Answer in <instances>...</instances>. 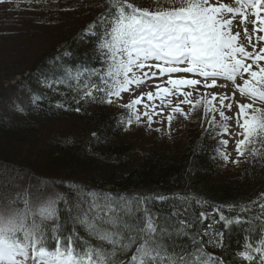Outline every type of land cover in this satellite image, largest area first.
Listing matches in <instances>:
<instances>
[{
    "label": "trees",
    "instance_id": "1",
    "mask_svg": "<svg viewBox=\"0 0 264 264\" xmlns=\"http://www.w3.org/2000/svg\"><path fill=\"white\" fill-rule=\"evenodd\" d=\"M100 2L90 4L86 19L75 29L65 27L53 49L37 56L15 85H1L0 92L7 91L0 93V171L5 175L0 181L13 188L25 175L55 180L61 190L57 200L29 212V219L35 214L39 222L44 207L51 209L54 217L45 221L44 236L61 244L70 238L75 246L111 251L82 221L87 213L100 233L115 231L108 222L112 213H101L99 207L123 193L128 201H122L116 215L132 226V234L151 219L157 227L153 239L159 242L160 264H252L240 255L246 250L258 264L252 249L264 239V144L257 141L234 165L235 172L226 174L215 157L213 131L205 127L186 135L172 132L173 139L164 143L142 144L127 136L122 115L102 102L105 93L93 90L95 99L84 97L89 90L85 85L98 84L108 68L107 49L100 48L104 37L97 34L105 25L97 23L93 30L88 25V20L95 23ZM23 10L35 13L31 7ZM89 66L96 69L95 77H90L94 72ZM75 67L74 74L82 73L79 77L68 72ZM44 82L51 87H42ZM71 118L69 127L62 128ZM161 193H171V200H162ZM21 199L16 200L26 205ZM93 201L97 206L89 211ZM136 246L118 251L116 264L130 261Z\"/></svg>",
    "mask_w": 264,
    "mask_h": 264
},
{
    "label": "snow or ice",
    "instance_id": "2",
    "mask_svg": "<svg viewBox=\"0 0 264 264\" xmlns=\"http://www.w3.org/2000/svg\"><path fill=\"white\" fill-rule=\"evenodd\" d=\"M108 3L112 11L102 14L98 22L89 26V30L95 29L97 23L105 25V38L100 48L107 49L106 55L111 62L105 76L99 77L98 84L93 83L90 87L85 85L89 90L84 92V97L95 99L93 90L103 92L108 99L106 101L102 99V102L111 104L113 103L111 97L122 99L121 93L134 92L140 86L148 85L149 81L168 75L166 84L171 88L162 87L159 83L148 85L154 87L155 92H141L123 107L136 113L137 122L146 117L147 126L150 128L155 122L154 116H163L164 108L172 105V100L165 98L179 94L184 99L178 100L166 116L170 128L175 114L188 119L189 113L200 105L202 100L205 103V114L210 110H217L212 102L218 99L220 118L225 121L231 119L222 109L232 110L231 100L238 90L241 95L253 101L237 103L239 111L236 114V126L241 131L232 133L227 127H223L222 133L217 134L228 135L230 138L242 136L243 138L234 140V150L239 156L244 155L249 143L258 141L264 144V108L254 107L256 99L264 102V66L258 65L259 61L264 60V47L256 52L255 44L252 42L253 33L257 34L258 42L264 41V35H259L264 32V16H261V12L264 11V0H236L239 7L225 3L216 6L210 3V0H167L172 7L158 8L155 11L141 9L131 0H108ZM248 6L254 10L252 13L254 18L250 19L244 10ZM237 16L240 19L234 23ZM249 22L252 24L251 33L246 26L241 29V25ZM241 36L252 47L251 52L243 44L238 43ZM248 60L252 63H246ZM253 64L258 65V71L253 70ZM180 72L191 73L203 79L172 78L170 75ZM244 74H248L250 79H243ZM79 75L78 73L77 77ZM237 76L243 79V84L236 83ZM217 78L231 83L217 84ZM197 85H202L206 89L226 88L228 91L212 93L210 99H207V93L200 99H189L193 95L192 91L183 89L192 88L198 91L195 88ZM145 96L151 103L144 102ZM157 100L160 102L159 107L154 103ZM182 104L191 106L189 112L184 111ZM140 105L144 109L142 113L138 111L137 106ZM249 109L251 114L246 111ZM76 111L80 109L77 108ZM214 121L215 116L209 123ZM128 123L131 124L132 120L129 119ZM155 130L160 131L159 128ZM219 143L227 147L229 140L222 139ZM220 155L225 161L229 159L227 152H221ZM232 162L239 163L238 160ZM96 206L97 201H93L89 211H93ZM260 207L264 209V203ZM105 211L112 213L108 220L115 229L112 233H100L96 229L94 219L88 217L87 213L82 223L91 233L97 235L101 242L110 245L112 250L92 246L77 252L70 238L63 245L57 240L53 250L46 246L45 221L54 217L51 209L43 210L37 222L35 214L29 219L27 207L22 211L13 204L0 207V264H26L29 260V249L32 253L31 264H116L118 251L123 253L133 245L137 246L130 261L122 260L119 264H160L159 242L153 239L157 227L151 219H148L142 228L136 229V234H132V226L122 222L110 205L104 204L99 207V212ZM200 215L204 216V213ZM220 218L225 219L223 215ZM123 230H127L129 234L125 236ZM260 245L261 247L252 250L260 254L258 264H264V239H261ZM246 248L252 246L248 245ZM240 255L252 264H257L247 250ZM213 264L220 262L216 260Z\"/></svg>",
    "mask_w": 264,
    "mask_h": 264
},
{
    "label": "rangeland",
    "instance_id": "3",
    "mask_svg": "<svg viewBox=\"0 0 264 264\" xmlns=\"http://www.w3.org/2000/svg\"><path fill=\"white\" fill-rule=\"evenodd\" d=\"M107 2L108 0H3L0 2V87L2 88H9L11 85L16 84V80H18L21 76L22 72H27L26 68L28 69L31 66V62L39 55L43 54L44 52L52 50L59 40V35L65 32V27H69V29L74 28L75 26L81 24L86 18V9L89 8L90 4L93 2ZM149 4L147 9L150 10H157L158 8H164L170 6L167 3V0H149ZM230 0H226V4H229ZM100 6V5H97ZM233 7H239L237 3L231 4ZM31 7L32 11L37 13H26L23 8ZM37 7H42L41 9L37 10ZM94 7V6H92ZM54 8L58 9V14H52ZM40 13H43V17L41 18ZM226 15V14H225ZM228 15V14H227ZM17 17V18H15ZM41 19H44L43 21ZM246 27L251 28L250 33L252 32V24L249 23ZM16 28L20 31L17 32ZM260 35V34H259ZM252 42L255 44L256 52H259V48L264 47V41H257V34H252ZM248 51H252V47L249 45L245 47ZM246 63H252L251 60L246 61ZM259 66H264V60L258 62ZM258 65L253 64V70L258 71ZM26 70V71H25ZM172 78H180L175 75L171 76ZM181 77H186L182 75ZM194 79H199L195 77H189ZM168 77L159 76L155 78L153 81H149L148 85H153L155 83H159L162 87H169L170 85L166 84ZM243 79H250L248 74H244ZM243 79L240 76H237L236 83L243 84ZM210 82V81H209ZM219 82L217 84H220ZM226 83V82H224ZM148 85H143L142 87L136 89L134 92L129 94L121 93L122 99H118L113 96L111 99L113 103L108 104V110L114 113H121L123 111H127V108L123 107L124 104H127L132 99L138 97L141 92H148L153 91L155 92L154 87H150ZM135 88V87H134ZM197 90L192 88H184L183 91H192L193 95L189 98L192 100L200 99L201 97L205 96L207 93V99L211 98L212 93H223L227 92L228 89L226 88H204L202 85L195 86ZM7 91V90H5ZM1 89V92H4ZM0 92V93H1ZM135 93V94H133ZM171 99L172 105L164 108V115L163 116H154V123L149 128L147 126V118L142 117L140 122H137L134 116V112L130 110L129 117L132 120V123L126 127V134L134 139H137L138 142L142 144H151L153 143H164L167 141H171L165 134L168 132H175L178 134L184 133L185 135L191 134L194 132L195 129L198 128L202 117V111L204 102L201 101L200 107H195L189 113V118L185 119L183 116L179 114H175V118L171 122V127H168L166 116L171 111V107L174 106L178 100L184 99V97L176 96L166 97L165 100ZM144 100H147L145 96ZM146 102V101H144ZM229 101H225L228 103ZM233 104V108L231 111L227 109H222L225 111V114L231 119L225 121L220 118L219 116V101H213L212 104L215 105L216 111H209L207 115L209 121L215 116L214 125L216 129H220L222 127H227L229 132L237 133L241 130L236 126V114L238 113L239 109L237 107V103L244 104V103H252L253 101L250 98H246L236 90L235 97L231 100ZM158 107L160 106V102L157 100L154 102ZM139 112H143V106H137ZM181 107L184 109L185 112H189L190 105L182 104ZM211 107V106H210ZM254 107L256 108H264V102L256 99L254 102ZM251 114V110H246ZM72 122V118L64 122L65 126L62 128L67 129L68 123ZM62 125V124H61ZM77 125H80L77 123ZM205 126V122L203 124ZM208 126L213 129L212 124H208ZM159 128L160 131H156L155 129ZM200 128V127H199ZM202 130V129H201ZM173 137V136H171ZM236 138H243L234 137L230 138L228 135H216L215 143L219 144V150L222 152H227L229 155V159L227 161H223L224 172L226 174H233L235 172L234 166H232V159L235 158L237 152L234 150L235 144L234 140ZM222 139H228L229 144L227 147L222 146L219 142ZM247 148V147H246ZM246 150V149H245ZM23 151H26L23 149ZM10 156V155H8ZM33 159H35L33 157ZM39 162H43V160H39ZM29 164V163H28ZM234 164V163H233ZM22 183L20 186L5 188V186H0V199H5L4 201H0V207L8 205L9 200H15L16 194L21 192L24 196V203H26V207L29 209V212H32L34 209H39V207L44 206L43 203L49 201L51 203L52 199L55 198L59 193L60 189L56 186L55 180L45 178L39 175H25L20 178ZM29 181L32 185L39 189L43 198L45 199H38V194L34 191L32 187H29L27 184ZM6 193V194H5ZM13 196V199L11 198ZM21 199V198H20ZM22 200V199H21ZM18 205V202H16ZM47 204V203H46ZM15 206V205H14ZM24 206V205H23ZM17 207V206H15ZM19 208V207H17Z\"/></svg>",
    "mask_w": 264,
    "mask_h": 264
},
{
    "label": "bare ground",
    "instance_id": "4",
    "mask_svg": "<svg viewBox=\"0 0 264 264\" xmlns=\"http://www.w3.org/2000/svg\"><path fill=\"white\" fill-rule=\"evenodd\" d=\"M0 178H4L5 179V175L1 171H0ZM0 186L1 187L5 186V188H7L4 181H0ZM122 195H123V193L116 194L114 197L110 198V200H106L105 204H108L111 207H113L112 209L114 211L115 210L119 211V209L122 207L123 202H127L128 201L127 199L122 198ZM135 196H137V194H135ZM159 197L162 200H165V201L171 200V193H161V194H159ZM11 198L13 199V196ZM70 227H72V226H70Z\"/></svg>",
    "mask_w": 264,
    "mask_h": 264
}]
</instances>
